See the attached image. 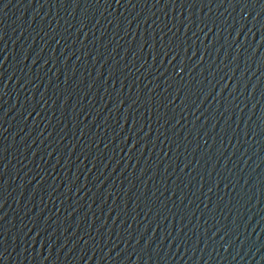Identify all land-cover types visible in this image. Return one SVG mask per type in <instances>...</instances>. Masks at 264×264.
<instances>
[{
	"label": "water",
	"instance_id": "1",
	"mask_svg": "<svg viewBox=\"0 0 264 264\" xmlns=\"http://www.w3.org/2000/svg\"><path fill=\"white\" fill-rule=\"evenodd\" d=\"M0 264H264V0H0Z\"/></svg>",
	"mask_w": 264,
	"mask_h": 264
}]
</instances>
